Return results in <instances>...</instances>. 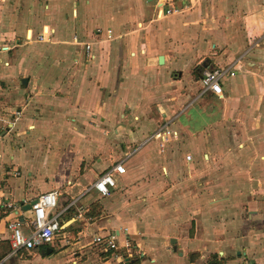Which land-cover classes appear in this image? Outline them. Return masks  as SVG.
<instances>
[{
	"label": "crops",
	"instance_id": "crops-1",
	"mask_svg": "<svg viewBox=\"0 0 264 264\" xmlns=\"http://www.w3.org/2000/svg\"><path fill=\"white\" fill-rule=\"evenodd\" d=\"M54 190L52 243L11 255ZM113 231L133 264H264V0H0V261L123 264L93 243Z\"/></svg>",
	"mask_w": 264,
	"mask_h": 264
},
{
	"label": "built area",
	"instance_id": "built-area-1",
	"mask_svg": "<svg viewBox=\"0 0 264 264\" xmlns=\"http://www.w3.org/2000/svg\"><path fill=\"white\" fill-rule=\"evenodd\" d=\"M177 8L159 9L158 16L164 17L178 12ZM108 36L111 37L113 31L108 30ZM46 34L39 37L44 40ZM74 42L81 44L80 40L75 37ZM85 49L90 53L92 49L91 44H85ZM231 72V67L225 68H212L208 69L201 78L202 91L201 94L212 92L217 96H223V89L221 80ZM176 131L169 129L167 125L159 127L149 138V140H156L161 145H164L170 136H175ZM187 160H191L192 156L187 155ZM126 172L125 160H121L112 165L108 170L102 173L92 184V188L98 191L103 196H109L113 189L116 187V179L114 174H124ZM57 191H47L38 196L33 202L31 209L33 211V219L31 220V227L26 231L22 222L16 218L8 223L10 230V243L12 253L15 254L21 249L33 250L37 247L50 245L55 237V234L61 229L60 223L61 213L49 215V211L54 209L57 205ZM75 203V202H74ZM6 207L14 209L17 207L14 203H7ZM85 208H81L79 216L83 215ZM127 233V229L124 230ZM93 243L100 245L103 249L111 254L114 259L119 260L121 263L126 264L127 260L133 259L137 254V247L130 238L121 239L119 233L107 232L97 235ZM10 255V256H11ZM9 256V257H10ZM9 257L0 261V264H5L9 261Z\"/></svg>",
	"mask_w": 264,
	"mask_h": 264
},
{
	"label": "water",
	"instance_id": "water-1",
	"mask_svg": "<svg viewBox=\"0 0 264 264\" xmlns=\"http://www.w3.org/2000/svg\"><path fill=\"white\" fill-rule=\"evenodd\" d=\"M161 60H162V58H161ZM27 81H28L27 78H24L23 79V83H26ZM33 202L28 205V208H31ZM172 242H175V239H172ZM51 251H52V249H49V252H51ZM134 262H135V259H133V260H127L126 264H133Z\"/></svg>",
	"mask_w": 264,
	"mask_h": 264
},
{
	"label": "rangeland",
	"instance_id": "rangeland-1",
	"mask_svg": "<svg viewBox=\"0 0 264 264\" xmlns=\"http://www.w3.org/2000/svg\"><path fill=\"white\" fill-rule=\"evenodd\" d=\"M120 183H118V185H119ZM199 193H201V192H199ZM201 201H205L204 199L203 200H201Z\"/></svg>",
	"mask_w": 264,
	"mask_h": 264
},
{
	"label": "trees",
	"instance_id": "trees-1",
	"mask_svg": "<svg viewBox=\"0 0 264 264\" xmlns=\"http://www.w3.org/2000/svg\"><path fill=\"white\" fill-rule=\"evenodd\" d=\"M216 264H218V263H216Z\"/></svg>",
	"mask_w": 264,
	"mask_h": 264
}]
</instances>
